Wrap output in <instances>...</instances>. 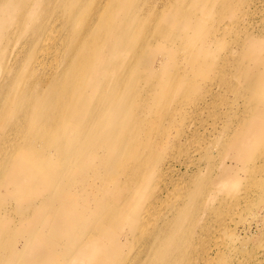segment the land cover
<instances>
[{"label": "bare ground", "instance_id": "6f19581e", "mask_svg": "<svg viewBox=\"0 0 264 264\" xmlns=\"http://www.w3.org/2000/svg\"><path fill=\"white\" fill-rule=\"evenodd\" d=\"M164 1L0 0V264H264V219H222L264 132V20Z\"/></svg>", "mask_w": 264, "mask_h": 264}, {"label": "rangeland", "instance_id": "374dc122", "mask_svg": "<svg viewBox=\"0 0 264 264\" xmlns=\"http://www.w3.org/2000/svg\"><path fill=\"white\" fill-rule=\"evenodd\" d=\"M166 1L167 0H165L164 2H166ZM168 1H171L168 5H173L175 3V0H168ZM253 1L254 0H248L244 4L240 5L241 6L240 7V13L238 15L236 14L237 18H235L236 21L238 19H240V16L242 13L241 19L244 18V23L247 24V26L249 28H252L253 25H259L257 23L264 20V5H261L260 8L256 9L253 5ZM160 2H161V0H157L155 5L157 7H159V6L163 7L164 4H161L163 1L161 3ZM161 7H159V8H161ZM236 15H235V17H236ZM241 19L239 21L243 22V21H241ZM251 24H252V26H251ZM262 34L264 35V30H262ZM259 38L264 39L263 36H261ZM208 111H209V107L207 106L205 113H204V116L207 117L206 122H208V123H206V124H208V125H206V128L208 130L206 129L207 132L201 133V134H204L205 136L202 135V136L197 137V138H200V140L198 139V142L199 141L201 142V144L199 142L200 145H203V144L206 145L210 141V138L214 135L213 124H214V122L218 123L217 121H219L218 119H216L214 117H212L213 119L209 118L208 117ZM205 133H207V134H205ZM230 147H231L230 143L222 144L221 148H219L218 151L214 152L215 153V158H214L215 161H218V163H219V161L226 159L225 156H229V153L231 150ZM251 149L252 150L248 156V165L247 166L249 169H251L250 171L254 175L251 174L249 171H245V170L243 171V170H240L236 167H233V169H229V171H231V173H230L231 174L230 175V188H229L230 192L229 193L232 196V198L230 197L231 200L233 199L232 200V206H231L232 209L230 210V212L228 214L224 215L222 218L224 220V223H231L232 227L236 229L238 235H240V236L241 235L244 236L243 230L246 227L251 226V227H253L252 231L255 230L254 229L255 219H258V220L264 219V209H263L264 208V160L263 159L264 158H261V156L264 155V132H260L258 134V136H256V139L253 141V143L251 145ZM226 161L228 162V164L233 165V166L235 164L238 167H241V165L243 166L242 163L230 160L229 158L226 159ZM182 165L178 164L176 166L175 171L173 173L168 174L169 177L171 176L170 178H172V177L176 178L177 176L182 175L184 173V171H187L189 168L192 167V166L186 167V165H184V164H182ZM201 166H202L201 167V169H202L201 175H202V177H205L209 173L208 165L203 162L201 164ZM217 169H219L218 166H216L215 171H217ZM190 171H192V170H189V172ZM175 172H178V173H175ZM252 178H259L261 180L262 188L259 191L256 190L257 188H253V192L247 193L248 183L250 182V179H252ZM174 189H173V187L170 188L171 191H173ZM177 189L178 188H176L175 190H177ZM183 189H184L183 191H182V189L181 190L178 189L180 192H176V193L175 192L168 193L169 190H168V192L165 191L168 194L165 192L162 193V197H161L162 201H163V203H166V204H164V206L167 204H170V201H172V203H174V202L177 203L181 200H184L186 198V190H185V188H183ZM177 193H179V194H177ZM165 194H167L168 196ZM171 194H173L174 196H171ZM180 194H182V195L179 196ZM173 197H174V199L176 198L175 201L172 200ZM178 197L180 199H178ZM234 198H238V200H235ZM163 203H162V206H163ZM162 206L161 207L159 206V208H153V210H152L153 215H155L156 212L163 211L164 206L163 207ZM259 214H260V216H259ZM255 215H257V216H255ZM258 238H259V236H256V237L250 238L249 241H252L253 244L256 245L258 243V241L260 240ZM239 257H242V256L239 255Z\"/></svg>", "mask_w": 264, "mask_h": 264}]
</instances>
